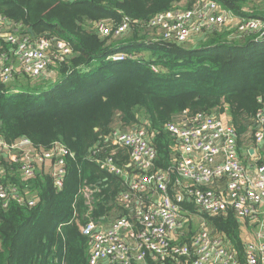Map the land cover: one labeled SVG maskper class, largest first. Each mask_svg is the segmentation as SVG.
Segmentation results:
<instances>
[{
	"label": "trees",
	"instance_id": "trees-1",
	"mask_svg": "<svg viewBox=\"0 0 264 264\" xmlns=\"http://www.w3.org/2000/svg\"><path fill=\"white\" fill-rule=\"evenodd\" d=\"M216 1L243 18L264 14V0ZM195 2L0 0V14L21 23L24 32L34 38L63 39L72 50L52 66L58 74L53 83L30 87V77L21 75L8 85L0 83V137L4 141L27 137L36 150L59 142L71 153L65 158L59 189L48 172L40 170L22 180L16 164L3 162L6 179L34 193L37 202L32 207L11 202L4 208L0 199V264H88V239L80 225L88 218L106 222L126 212L118 200L126 186L102 169L93 154L95 145L96 154L111 153L104 137L115 128L145 123L157 151L154 168L167 170L175 165L176 151L165 125L174 114L227 112L240 157L249 156V148L255 147L254 117L264 110V40L231 39V30L224 28L183 42L147 37L146 22L151 16ZM124 19L130 21L126 39L127 35L102 37L92 29L100 20L116 27ZM8 48L0 39V52ZM115 52L127 56L110 59ZM96 60L98 66L93 67ZM40 88L41 93L33 92ZM113 156L120 163L128 160L126 149ZM257 162H264L262 155ZM86 184L97 187L91 205L81 192ZM202 216L246 264L241 222L233 211Z\"/></svg>",
	"mask_w": 264,
	"mask_h": 264
},
{
	"label": "built area",
	"instance_id": "built-area-1",
	"mask_svg": "<svg viewBox=\"0 0 264 264\" xmlns=\"http://www.w3.org/2000/svg\"><path fill=\"white\" fill-rule=\"evenodd\" d=\"M129 27V19L116 27L100 20L92 29L102 37L118 39L127 35ZM146 27L151 41L183 42L223 28L231 30V39L264 40V14L243 18L216 0H196L188 8L176 6L156 13ZM0 39L9 45L0 52V83L5 85L19 75L41 76L72 54L65 40L34 38L23 31L21 23L1 14ZM126 56L115 52L109 58L117 61ZM182 113V120L172 119L165 125L175 140L173 168H154L157 151L145 123L125 130L115 128L107 134L104 142L112 147L109 154H96L98 146H94L96 162L126 186L118 195L126 212L106 222L88 218L80 225L88 239V264H242L233 245L202 216H220L228 211H233L241 225L248 222L259 227L256 241H243V257L246 264H264V162L249 163L240 157L236 133L223 114ZM254 125L252 154L264 145V110L256 113ZM120 149L128 152L125 163L113 156ZM67 155L71 153L59 142L47 150H36L27 137L12 142L0 137L2 206L13 202L32 207L37 202L34 193L6 179L3 162L16 164L22 180L40 170L48 172L59 189ZM96 190L88 184L81 189L88 205ZM192 221H200L197 228Z\"/></svg>",
	"mask_w": 264,
	"mask_h": 264
},
{
	"label": "rangeland",
	"instance_id": "rangeland-1",
	"mask_svg": "<svg viewBox=\"0 0 264 264\" xmlns=\"http://www.w3.org/2000/svg\"><path fill=\"white\" fill-rule=\"evenodd\" d=\"M228 26H232V25H228ZM128 37V35L124 38L126 39ZM120 53H125V52H120ZM98 66V62L97 60L93 62V67H97ZM87 71V69L85 70ZM31 80H28L30 82H28L30 87H35L37 85H40L41 83H53L58 79V74H56L54 72L53 69H49L48 71L44 72L41 76H37L36 78H30ZM44 88H48V84L44 85ZM33 89V88H32ZM42 89H37L34 90V93H41ZM117 127V126H116ZM200 221H192V226L194 228L198 227ZM259 227L257 225H253L251 223L248 222H242L241 225V236L244 242H249V241H256L257 240V235H258V231Z\"/></svg>",
	"mask_w": 264,
	"mask_h": 264
},
{
	"label": "crops",
	"instance_id": "crops-1",
	"mask_svg": "<svg viewBox=\"0 0 264 264\" xmlns=\"http://www.w3.org/2000/svg\"><path fill=\"white\" fill-rule=\"evenodd\" d=\"M255 1H260V0H255ZM224 116H226L227 118L228 117V114L227 112H224L222 113ZM184 118L183 116V113H177V114H174L173 115V119L175 120H182ZM251 148V147H250ZM253 148V147H252ZM255 148V147H254ZM256 152L254 154H252V152L249 153V156L248 157H244V159L246 161H249V163H254L255 160H258V157L260 155H262L263 159H264V145H259L257 148H256ZM253 155V156H252ZM243 158V157H242ZM45 168H47V165L44 166Z\"/></svg>",
	"mask_w": 264,
	"mask_h": 264
},
{
	"label": "water",
	"instance_id": "water-1",
	"mask_svg": "<svg viewBox=\"0 0 264 264\" xmlns=\"http://www.w3.org/2000/svg\"><path fill=\"white\" fill-rule=\"evenodd\" d=\"M29 31L31 32V29H29ZM253 148H250V152H252Z\"/></svg>",
	"mask_w": 264,
	"mask_h": 264
}]
</instances>
